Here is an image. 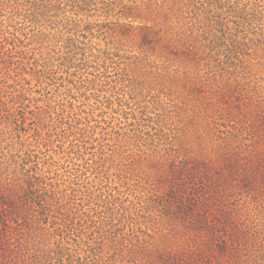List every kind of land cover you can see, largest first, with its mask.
<instances>
[{
  "label": "rangeland",
  "instance_id": "1",
  "mask_svg": "<svg viewBox=\"0 0 264 264\" xmlns=\"http://www.w3.org/2000/svg\"><path fill=\"white\" fill-rule=\"evenodd\" d=\"M190 223L264 233V0H0V264Z\"/></svg>",
  "mask_w": 264,
  "mask_h": 264
},
{
  "label": "trees",
  "instance_id": "2",
  "mask_svg": "<svg viewBox=\"0 0 264 264\" xmlns=\"http://www.w3.org/2000/svg\"><path fill=\"white\" fill-rule=\"evenodd\" d=\"M186 228L187 240L176 251L163 253L159 264H264L260 231L237 223H190ZM63 243L19 256L13 264H138V250L144 249L135 231L115 233L85 249Z\"/></svg>",
  "mask_w": 264,
  "mask_h": 264
}]
</instances>
